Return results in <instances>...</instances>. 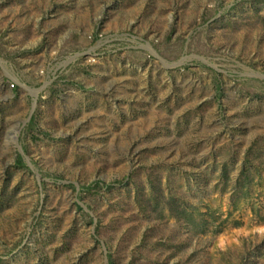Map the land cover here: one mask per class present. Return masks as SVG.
Segmentation results:
<instances>
[{
    "label": "rangeland",
    "instance_id": "obj_1",
    "mask_svg": "<svg viewBox=\"0 0 264 264\" xmlns=\"http://www.w3.org/2000/svg\"><path fill=\"white\" fill-rule=\"evenodd\" d=\"M0 264H264V0H0Z\"/></svg>",
    "mask_w": 264,
    "mask_h": 264
},
{
    "label": "trees",
    "instance_id": "obj_2",
    "mask_svg": "<svg viewBox=\"0 0 264 264\" xmlns=\"http://www.w3.org/2000/svg\"><path fill=\"white\" fill-rule=\"evenodd\" d=\"M16 164H20L23 165L24 164V159L22 157V155H18L16 158ZM237 184L239 185L240 182L238 181ZM239 192V191H238ZM237 191H235L233 193V195H237L238 193ZM166 203H167V207L170 210L171 215H174L176 218H183L184 220H186V222L191 225V226H195V217L193 216V211H197L198 208L194 207V206H186V199L182 196H175V195H170L166 198ZM236 203V201L234 202ZM189 208H192V210H188Z\"/></svg>",
    "mask_w": 264,
    "mask_h": 264
},
{
    "label": "built area",
    "instance_id": "obj_3",
    "mask_svg": "<svg viewBox=\"0 0 264 264\" xmlns=\"http://www.w3.org/2000/svg\"><path fill=\"white\" fill-rule=\"evenodd\" d=\"M10 87H14V84H13V83H11V84H10Z\"/></svg>",
    "mask_w": 264,
    "mask_h": 264
}]
</instances>
